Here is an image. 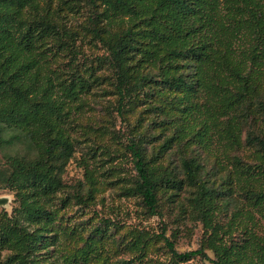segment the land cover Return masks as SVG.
Instances as JSON below:
<instances>
[{
    "label": "trees",
    "instance_id": "1",
    "mask_svg": "<svg viewBox=\"0 0 264 264\" xmlns=\"http://www.w3.org/2000/svg\"><path fill=\"white\" fill-rule=\"evenodd\" d=\"M57 1L53 7L54 0H0V141L8 132L12 139L23 137L35 151L33 158H7L11 172L6 185L15 187L18 201L15 214L0 226V245L13 252L10 264H39L37 252L50 244L48 223L54 215L41 201L62 186L58 175L75 151L68 129L70 105L94 82L76 72L62 78L52 67L55 58L72 59L76 54L75 31L67 14L73 13L74 1ZM86 4L88 32L105 51L100 62L113 71L118 113L127 103H136L139 93L144 99L156 97L151 109L161 116L157 127L172 130L148 157L142 135L128 141L136 175L131 194L154 216L159 213L157 193L162 186L178 190L186 182L195 188L193 204L207 235L195 250L178 252L163 227L156 238L170 256L168 264L194 258L211 264H264V237L253 229L258 225L255 215L264 222V128L246 136V145L256 154L255 164L227 156L241 147L242 128L251 117L259 120L256 116L261 115L264 121L258 70L252 71L245 62L264 58V2L86 0ZM246 31L248 50L237 52ZM256 63L260 67L261 61ZM157 137L150 136L153 141ZM214 141L224 147V158H230L233 168V178L222 180L221 190L207 185L196 154L198 145L211 151ZM173 145L181 152L178 170L184 180L156 162ZM234 185L245 207L236 206L228 223L220 225L214 216L230 204L228 194ZM242 212L252 224L242 226L243 237L237 242L230 237ZM94 234L103 235V230ZM150 239L139 234L129 244L136 259L145 257Z\"/></svg>",
    "mask_w": 264,
    "mask_h": 264
},
{
    "label": "rangeland",
    "instance_id": "2",
    "mask_svg": "<svg viewBox=\"0 0 264 264\" xmlns=\"http://www.w3.org/2000/svg\"><path fill=\"white\" fill-rule=\"evenodd\" d=\"M67 1H74L75 4L73 13L67 14L72 18L70 26L75 31L76 54L72 59L69 56L55 58L52 67L60 72L62 78L76 72L94 82L88 93L81 94L79 101L70 105L68 129L70 128L71 138H74L75 151L58 175L61 188L41 201L54 218L48 223L47 236L51 237L50 244L37 252L39 264H121L129 260L130 264H168L170 256L161 239L156 238L163 227L165 235L178 252L195 250L207 235L193 204L195 188L186 182L178 190L162 186L157 193L159 213L154 216L146 212L140 198L131 194L129 189L133 186L136 175L133 158L126 148L128 141L136 140L142 135L148 157L172 130L157 127L161 116L151 109L156 97L144 99L139 93L136 103H127L121 113H118L113 71L108 64L100 62L105 51L91 39L88 32L90 24L87 18L90 9L86 0ZM57 4L58 1L54 0L53 7ZM249 43L250 33L246 31L238 43L237 52L248 50ZM258 61H261V65L256 68L254 65ZM258 61L253 63L245 58L246 65L252 71L258 70L260 89L264 91V58ZM256 117L259 120L251 117L253 122L250 121L242 128L241 147L229 151L227 156L236 155L243 163L250 165L256 163L254 148L245 143L248 132L257 135L260 128H264L263 117ZM151 122L155 125H151ZM7 134L2 135L0 141V226L8 223L18 206L15 187L6 185L11 172L7 158L35 156V151L23 137L12 139ZM152 135L158 136V139L153 141L150 138ZM196 148V154L200 156L204 166L202 176L207 185L213 183L214 188L221 190V181L233 178L230 158L225 159L223 155L224 147L220 142L214 141L209 152L202 150L199 145ZM180 155L181 152L173 145L156 162L182 179L183 175L178 170ZM232 188L228 194L230 204L213 219L220 225L228 223L236 206L245 207L241 195H238L237 186ZM221 197L222 201L225 196ZM246 216L242 212L237 217L240 224L231 231L230 237L234 241H241L242 226L252 224ZM255 220L258 225L253 228L254 231L264 237V222L257 215ZM29 228L32 229V226ZM96 229L103 230V235H95ZM139 234L151 237L145 257L140 260L135 258L137 253L129 245ZM12 253L7 247L0 245V264H10L8 260ZM206 254L213 259L211 251L207 250ZM179 264L211 263L194 258Z\"/></svg>",
    "mask_w": 264,
    "mask_h": 264
},
{
    "label": "water",
    "instance_id": "3",
    "mask_svg": "<svg viewBox=\"0 0 264 264\" xmlns=\"http://www.w3.org/2000/svg\"><path fill=\"white\" fill-rule=\"evenodd\" d=\"M1 202V201H0Z\"/></svg>",
    "mask_w": 264,
    "mask_h": 264
}]
</instances>
